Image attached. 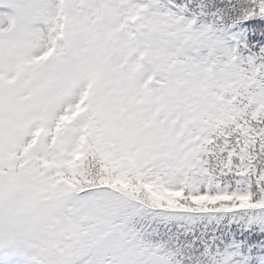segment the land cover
I'll list each match as a JSON object with an SVG mask.
<instances>
[{
  "label": "snow or ice",
  "instance_id": "snow-or-ice-1",
  "mask_svg": "<svg viewBox=\"0 0 264 264\" xmlns=\"http://www.w3.org/2000/svg\"><path fill=\"white\" fill-rule=\"evenodd\" d=\"M0 264H264V0H0Z\"/></svg>",
  "mask_w": 264,
  "mask_h": 264
}]
</instances>
